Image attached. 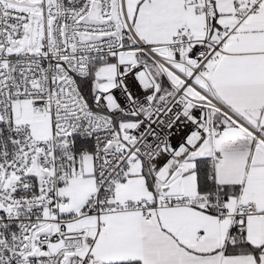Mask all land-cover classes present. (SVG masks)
<instances>
[{"label":"snow or ice","instance_id":"1","mask_svg":"<svg viewBox=\"0 0 264 264\" xmlns=\"http://www.w3.org/2000/svg\"><path fill=\"white\" fill-rule=\"evenodd\" d=\"M0 264H264V0H0Z\"/></svg>","mask_w":264,"mask_h":264}]
</instances>
